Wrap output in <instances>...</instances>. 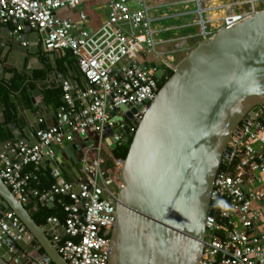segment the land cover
<instances>
[{
    "label": "water",
    "instance_id": "water-1",
    "mask_svg": "<svg viewBox=\"0 0 264 264\" xmlns=\"http://www.w3.org/2000/svg\"><path fill=\"white\" fill-rule=\"evenodd\" d=\"M19 24L25 21L18 20ZM3 41L0 37V83L11 84L16 76L3 77L5 68L15 67L20 75H27L21 88V92L26 89V98L10 93L16 115L14 139L38 144L36 134L43 129V120L48 127L59 125L43 94L57 84L52 75L38 78L33 67L23 68L26 46L1 47ZM11 55L16 63L9 66L4 61ZM157 76L164 78L162 69ZM143 106L111 111L114 125L105 129L111 150L132 138L123 159L109 264H199L206 218L213 214V184L231 154L228 142L247 115L264 107V9L221 29L180 58L139 121L134 115ZM69 118L60 119L63 129ZM23 125L29 136L19 129ZM80 137L85 141L82 146L75 139L44 148L41 165L52 163L61 174L68 162L72 180L79 181L82 164L77 153L93 144L86 133ZM9 212L19 224L6 217ZM33 215L0 178V220L8 227L3 232L0 225V264H69L47 235L52 221L39 225Z\"/></svg>",
    "mask_w": 264,
    "mask_h": 264
},
{
    "label": "built area",
    "instance_id": "built-area-1",
    "mask_svg": "<svg viewBox=\"0 0 264 264\" xmlns=\"http://www.w3.org/2000/svg\"><path fill=\"white\" fill-rule=\"evenodd\" d=\"M85 1L0 0V24L26 21L41 34L45 52L70 51L88 82V88L75 97L71 84L64 81L59 125L37 132L38 144L19 142L14 157L0 146V178L24 205L31 200L43 206L56 202L62 205L66 213L64 234L54 235L53 241L69 264H109L124 166L123 159L116 158L106 142L105 129L114 125L110 113L121 106L144 103L134 115L140 121L160 89L157 71L162 69L166 77L168 70L174 72L180 58L173 51L159 49L163 43L158 34L162 30L155 27L160 18L154 16L152 2L163 4L166 0H108V19L100 28L72 35L74 23L60 18L57 11L74 9ZM192 1V13L197 15L201 30V36L194 37L198 40L195 46L213 38L215 28H231L264 6V0ZM81 18H85L83 13ZM80 100H89V105L83 106ZM63 115L71 117L64 129L60 120ZM82 133L93 144L82 153L79 181L60 179L47 190L37 187L44 148L63 140H83ZM228 146V164L217 174L210 195L213 214L206 218L199 264H264V234L259 231L264 223L260 205L264 203L263 106L242 120L239 133L231 136ZM107 158L114 161L118 173L108 175L103 169ZM63 196L70 201L64 202ZM6 217L14 219V225L20 222L12 212ZM0 225L3 232H8L4 221L0 220Z\"/></svg>",
    "mask_w": 264,
    "mask_h": 264
},
{
    "label": "crops",
    "instance_id": "crops-1",
    "mask_svg": "<svg viewBox=\"0 0 264 264\" xmlns=\"http://www.w3.org/2000/svg\"><path fill=\"white\" fill-rule=\"evenodd\" d=\"M185 3H189V6L194 5L195 7V4L192 0H166L165 2H163V4L153 1L152 2V5L154 6L153 12L154 13L159 12L160 8L163 6L181 5ZM193 11L189 10V14H193L192 13ZM81 13L85 15L84 19L81 18ZM57 15L62 19H68L74 23V27L70 31L72 35H80V33L83 31L92 32L100 28L108 19V15H109L108 0H86L83 4L79 5L74 9L63 8L58 10ZM154 16L159 17L160 18L159 20L165 19L167 17V15L164 16L162 14H157V15L154 14ZM19 26L20 28L18 29ZM155 27L158 28L159 30H162L158 34V39L163 43L159 46V49L161 51H165V52L173 51L176 54H181L182 52L186 53L188 48L190 51L198 43V40L194 38L192 35H179L176 33L168 38H164L162 36V33L166 34L167 32H169L168 29L161 27L157 24L155 25ZM16 33H19L20 36L16 37L15 36ZM187 36H189V39L184 40V38ZM0 37L4 39L3 43H1V47L7 46L9 44L11 46H17L19 44H22L27 47V50L23 51L24 55L22 56L23 59L21 61V64L25 70H28L29 68L33 67V71L36 77L38 78L40 77L44 79L49 75L53 76V80H55L57 86L55 88H46L45 90H43V94L45 96L47 94V91L51 92L53 90L62 88L64 81H68L71 84L73 88L72 93L75 97L78 96L80 91H84L88 88V82L85 80L83 74L80 72L76 59L70 62L66 60L63 61L61 59L62 56H65L64 53L45 52L42 46L41 34L37 30L30 28V26L26 21L24 25L21 24L17 25V22H8L5 24H0ZM21 39L23 41H21ZM15 57H16L15 55H11V57L5 60L4 62L9 66L12 64L14 65L16 63ZM9 73H14V74L16 73V75L17 74L20 75L18 72H16L15 67H11L4 69L3 77L9 75ZM23 76L27 78L26 74H24ZM14 79L15 78H12L11 81H13ZM11 91L15 93L17 99L26 98V93L23 94L21 92V89L11 90ZM11 91L9 92V102H10V109L13 110L14 103L12 102L10 96ZM0 101H1L0 107L2 108L0 112V123H3L6 120V112L8 106L1 97H0ZM80 102L83 104V106L89 105V100H80ZM47 104L52 105L51 110L55 112L56 116H58V114L61 112L62 107H58L54 103H50L48 101ZM15 117L16 115L14 113L13 119ZM41 126L43 128H48L45 120L41 122ZM9 127H10L9 128L10 132L12 133L11 139L4 143H0V146L3 147L10 156L14 157L17 152V145L19 141L14 139V135H13L14 126L12 125V120L10 121ZM19 129L23 134L29 136V132L26 131L27 125L19 126ZM77 143L80 146H82L83 140L77 139ZM77 155L80 156L81 158L82 152L79 151ZM66 160L69 161V158H66ZM40 169L44 170L45 172L48 171L49 173H51L52 176L56 177L57 180L60 179L72 180L71 177L73 173L71 171V167L69 166L68 162H66L65 167L63 168L61 167L62 170L61 174L57 169H55V166L52 163L45 164L44 166L40 165ZM57 173H59V175H57ZM43 185H46L45 182ZM40 205L41 204H38L36 200H31L25 206L27 209L34 211V215L32 217L39 225H44L48 223V221H52L51 228L49 232H47V235L53 241L54 235L64 234L63 232L64 219L57 217V215H53L50 218H48L46 222L44 223L39 222L37 219V212L39 210ZM260 205L264 209V203ZM53 206H55V204H53ZM255 206L258 205L255 204ZM259 231L262 234H264V223L259 225ZM47 264H53V263L50 262Z\"/></svg>",
    "mask_w": 264,
    "mask_h": 264
},
{
    "label": "trees",
    "instance_id": "trees-1",
    "mask_svg": "<svg viewBox=\"0 0 264 264\" xmlns=\"http://www.w3.org/2000/svg\"><path fill=\"white\" fill-rule=\"evenodd\" d=\"M264 9V6H263ZM61 53V52H59ZM61 55V54H60ZM65 56H62L61 60L66 61H72L76 59L70 51H67ZM173 74L172 70H168L166 77L159 80V87L161 88L163 84L166 82L168 78H170ZM25 76L22 75H16L15 79L11 81V84H6L5 82L0 83V97L3 99V101L6 103L7 112H6V120L3 123H0V143H4L11 139L12 133L10 132V121L14 117L13 111L10 109V102H9V92L11 90H18L21 89V86L23 84V81L25 80ZM23 94L26 93V90L24 89L22 91ZM46 99L50 103H54L58 107L64 106L63 101V90L62 88L53 90L51 92L47 91ZM132 138H130L131 141ZM130 141L125 142L121 141L118 143L117 147L113 150V155L116 158L125 159L128 150L130 147ZM223 167V166H222ZM103 169L106 171L108 175H114L118 173V169L114 163V161L111 158H107L105 162L103 163ZM56 177L52 176L51 173L48 171L45 172L44 170L40 169L37 172V180L35 181V185L39 187L41 190H47L46 188L51 187L54 183H56ZM45 182L46 185H43ZM64 202H69L70 199L67 196H63ZM53 215H57V217L61 219H65L66 213L63 210V207L58 202L55 203V206L49 207L48 205H40L39 210L37 212V219L39 222H46L48 218H50Z\"/></svg>",
    "mask_w": 264,
    "mask_h": 264
},
{
    "label": "rangeland",
    "instance_id": "rangeland-1",
    "mask_svg": "<svg viewBox=\"0 0 264 264\" xmlns=\"http://www.w3.org/2000/svg\"><path fill=\"white\" fill-rule=\"evenodd\" d=\"M194 5L189 6V3L181 4V5H167L160 8L159 12L153 13L154 14H162L167 15L165 19L159 20L155 22V25H159L161 27L167 28L169 32L166 34L162 33L164 38H168L173 34L179 35H192L193 37H200L201 30L200 27L197 25L196 14H189V10H194ZM183 14V15H182ZM177 15V16H176ZM221 29L215 28L214 32L215 35ZM213 35V37L215 36ZM196 46H194L189 52H191ZM187 52V53H189ZM183 58V57H182Z\"/></svg>",
    "mask_w": 264,
    "mask_h": 264
},
{
    "label": "flooded vegetation",
    "instance_id": "flooded-vegetation-1",
    "mask_svg": "<svg viewBox=\"0 0 264 264\" xmlns=\"http://www.w3.org/2000/svg\"><path fill=\"white\" fill-rule=\"evenodd\" d=\"M186 54H187V52H186V53H185V52H182L181 54H177V56H178L179 58H182V57H184Z\"/></svg>",
    "mask_w": 264,
    "mask_h": 264
}]
</instances>
